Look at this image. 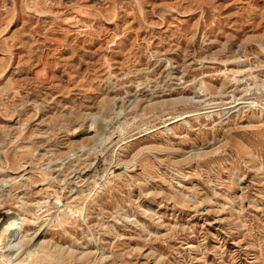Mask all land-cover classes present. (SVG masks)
Here are the masks:
<instances>
[{
    "label": "rangeland",
    "instance_id": "374dc122",
    "mask_svg": "<svg viewBox=\"0 0 264 264\" xmlns=\"http://www.w3.org/2000/svg\"><path fill=\"white\" fill-rule=\"evenodd\" d=\"M1 242L264 264V0H0Z\"/></svg>",
    "mask_w": 264,
    "mask_h": 264
},
{
    "label": "bare ground",
    "instance_id": "6f19581e",
    "mask_svg": "<svg viewBox=\"0 0 264 264\" xmlns=\"http://www.w3.org/2000/svg\"><path fill=\"white\" fill-rule=\"evenodd\" d=\"M3 242L0 243V250H2V247H3ZM3 252V251H2ZM1 255V254H0ZM2 256V255H1Z\"/></svg>",
    "mask_w": 264,
    "mask_h": 264
}]
</instances>
